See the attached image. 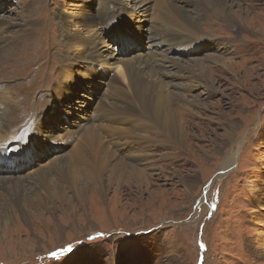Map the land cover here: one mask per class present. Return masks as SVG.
<instances>
[{
  "label": "rangeland",
  "instance_id": "1",
  "mask_svg": "<svg viewBox=\"0 0 264 264\" xmlns=\"http://www.w3.org/2000/svg\"><path fill=\"white\" fill-rule=\"evenodd\" d=\"M158 1L0 2V19L17 24L9 28L0 44L16 43L15 32L22 35L27 15L33 21L34 35L31 40L23 39L31 46L27 56L21 57L22 62L17 55L0 69V118L9 125L4 131L0 127V145L12 153L11 143L28 141L38 153L36 162L27 163L24 169L19 164L24 157L12 153L15 157L11 162L17 164L10 167V161H5L0 171L11 172H3L0 178H35L37 183L39 169L49 170L59 154H73L86 129L79 128L80 124L90 123L88 118L83 120L84 115L93 112L108 88L109 77L119 76L117 66L102 67L98 62L70 66L60 62L69 52L64 46L67 29L62 34L63 26H58L62 15L72 17L75 28L80 29L94 19L102 43L98 49L104 54L114 52L113 31L122 25L137 42L136 48L114 53L123 62L152 61L151 65L158 68L161 56L167 55L185 68L198 60L212 66L209 72L214 82V90H209L198 73L171 68V75L199 82L188 91L184 89L187 81L178 90L171 87L186 100L202 105L199 109L191 105L195 114L181 116L183 127L189 124L190 133L197 138H190L185 129L186 144L180 151L149 139L142 141L144 152L134 165L152 176L148 184H126L119 191L107 188L104 200L98 193L83 192L77 198L70 192L74 203L52 217L26 216L25 220L14 210L10 225H0V264H264V0H230L239 33H235L231 19H222V15L205 17L200 38L174 44L167 52L168 45H157L164 17ZM176 2L189 10L209 13L188 0ZM108 46L110 49L103 48ZM197 48L202 52H191ZM36 56L42 64L34 62ZM218 58L222 63L209 62ZM25 62L27 68L23 69ZM102 74L108 76L107 80ZM85 77L87 85L83 83ZM101 120L99 124L105 122ZM139 132L160 137L152 130ZM109 140L106 143L114 151ZM133 145L138 149L137 143ZM51 146L65 149L49 153ZM133 161L138 162L135 158ZM228 161L231 165L224 169Z\"/></svg>",
  "mask_w": 264,
  "mask_h": 264
},
{
  "label": "bare ground",
  "instance_id": "2",
  "mask_svg": "<svg viewBox=\"0 0 264 264\" xmlns=\"http://www.w3.org/2000/svg\"><path fill=\"white\" fill-rule=\"evenodd\" d=\"M1 1L2 0H0V2ZM176 1L179 0H172L169 2L168 0L158 1L160 7H162L164 11V17L162 22L163 25L160 29L161 40L157 45H168L164 52L170 51L174 44L180 45L190 43L193 39L200 38L204 34V23L207 22L206 20L205 22L202 20L205 17H221L222 15V19H231L230 22L235 33L241 31L240 25L237 24V20L232 14V4L230 0H188L190 3H196L209 10V13H206L207 16L204 13L201 14L200 10H189L188 7ZM245 2L249 3L251 0ZM32 12L34 13L35 11ZM138 12L139 11H137V13ZM129 13L135 15L134 11H130ZM29 19V15L25 16V30L22 32V35L19 31L15 32V34L18 35V37H15L16 43L9 41L8 44H0V69L5 66L7 60L15 59L17 55L20 56V58L18 57L17 59L21 62V57L27 56L29 51L28 45L31 46V44L29 42H23V39L31 40L34 37L31 33L33 31L31 27L33 21H29ZM0 21L4 25L0 24V31H4L0 36V42H2L7 38L5 34L9 31V28L17 27V24L7 23L3 19H0ZM105 22L106 18L103 15L102 23ZM60 25L63 26L61 28L63 29L62 34H64L67 29L64 46L69 51L67 55H63L62 59H60L62 64L66 63L73 66L81 63L85 65L86 63L98 62V65H103L102 67L112 68L113 66H117L115 70H117L119 76L109 77L106 82L108 88L103 92L102 97L95 103L92 110L95 115H92L93 112L84 115L83 120L88 118L90 123L80 124L81 126L79 128L86 126V129L84 128L85 131L82 134L80 143L74 148L73 154L62 156V153L55 157L54 160L51 159L52 162L49 170H38L37 183L34 182L35 178L26 179L12 177V179H6L4 176H1L0 225H10L16 210L25 220L26 216L28 219L30 216L35 219H40L45 218L47 215H49V217L57 215L59 211L63 213V210L66 209V205L74 203V199L69 197L70 192L77 198L82 197L84 194L83 192L88 191L93 194L98 193L99 197L103 198L106 196L107 188L115 187L116 190L119 191V189H122L126 184L130 186L137 184L138 187L143 183L148 184L152 176L145 174L143 170L138 169L134 165V163H139L140 156L143 155L144 151H141L140 147L142 141L146 142V140L149 139L159 145L164 146L167 144L172 148L174 147L175 150L178 151L179 149L180 151L183 144H186L184 135L185 129L188 130L187 132L185 131V134L190 135V138L196 137L190 133L188 129L189 124L187 125L188 128L183 127L181 124V116L184 117L189 114H195L196 111H192L190 108L191 105L198 107V109L202 105L194 101L190 102L186 100L185 96L181 93L172 91L171 87L177 89L181 83V86H184V82L187 81V87L185 86L184 89L188 91L189 88H194L199 82L197 83L190 77L187 79L186 77H175L171 75V68L178 70L179 67H182L178 65V62H174V59H169L167 55L161 56V67L158 68L151 65L152 61H143L145 63L140 61L136 64L123 62L119 56L114 54L115 51L104 54V51L98 49V46L102 43L100 42L97 30H95V27L99 24L96 23L94 19H91L86 25L83 24L84 28L80 29L77 27L75 28L72 17L62 15L61 21L58 23V26ZM30 36L33 37L30 38ZM203 38L205 37H202V41L206 40ZM22 47L25 48L21 51ZM103 48L110 49V46ZM106 49L105 51H108ZM157 52L158 51H155L153 54ZM222 61V59L218 58L209 62L218 65L220 62L222 63ZM34 62L42 64V60H38L37 56ZM194 62V64L188 67H182V71L185 72L188 70L193 75L198 73L203 85H206L208 89L210 88L209 90H214V87H212L214 84L211 77L212 73L209 72L212 66H206L204 62H199L198 60ZM28 66H30V63ZM121 66L124 67L123 71L119 70ZM26 68L27 63L25 62L23 64V69ZM118 77L121 79H118ZM83 83L87 85L86 83H88V80L86 77ZM78 86L79 92L80 85ZM8 114L6 113V115ZM101 118H104L105 122L99 124ZM8 126V122L5 121L4 118H0V127L2 131L7 130ZM145 127L146 130H143ZM148 128L160 134L159 139L149 137L139 132L150 131ZM76 130L77 129H75L74 132ZM66 133L65 135L67 136L72 134L71 132ZM5 137L7 138V136ZM1 138L3 137L1 136ZM109 139H111V143L114 144L112 148L115 146L114 151L106 143ZM133 143H137L138 149ZM141 145L144 146V143L142 142ZM146 145L148 146V143H146ZM0 152L1 170L2 167L7 164L5 161L8 160L11 162L12 160L9 159L7 154V147L0 145ZM14 152L16 153L15 149L12 153L14 154ZM86 156L88 157L87 160L85 158ZM134 158L135 161L138 162H134ZM82 160L85 161L81 162ZM129 160L132 161L127 163ZM230 162L231 161H228L227 164L224 165V169L229 168L231 165ZM167 163L173 162L166 161L165 164ZM108 171L110 173L106 176ZM24 181H26V184H24ZM64 183L70 186L66 188ZM102 200H104V198Z\"/></svg>",
  "mask_w": 264,
  "mask_h": 264
},
{
  "label": "snow or ice",
  "instance_id": "3",
  "mask_svg": "<svg viewBox=\"0 0 264 264\" xmlns=\"http://www.w3.org/2000/svg\"><path fill=\"white\" fill-rule=\"evenodd\" d=\"M53 255L55 256L56 254L54 253Z\"/></svg>",
  "mask_w": 264,
  "mask_h": 264
}]
</instances>
